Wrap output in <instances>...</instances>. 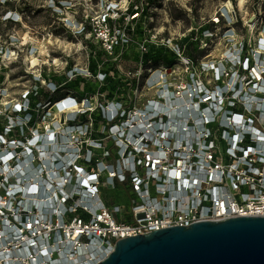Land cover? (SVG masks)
Returning <instances> with one entry per match:
<instances>
[{
  "label": "built area",
  "instance_id": "obj_1",
  "mask_svg": "<svg viewBox=\"0 0 264 264\" xmlns=\"http://www.w3.org/2000/svg\"><path fill=\"white\" fill-rule=\"evenodd\" d=\"M51 2L57 17L73 7ZM78 3L83 15L68 24L81 40L96 35L107 60L33 80L0 121V264H98L119 239L264 217V24L254 48L235 43L217 63L195 60L187 45H160L174 60L155 65L153 46L138 45L153 30V0ZM221 10L192 42L217 26L232 33ZM131 45L133 67L123 68ZM81 98L91 104L57 131L38 115ZM104 191L123 192L128 204Z\"/></svg>",
  "mask_w": 264,
  "mask_h": 264
},
{
  "label": "rangeland",
  "instance_id": "obj_2",
  "mask_svg": "<svg viewBox=\"0 0 264 264\" xmlns=\"http://www.w3.org/2000/svg\"><path fill=\"white\" fill-rule=\"evenodd\" d=\"M63 1V0H57ZM72 9L60 12L57 17L53 12L51 0H10V6L4 7L0 0V121L7 114L8 106L14 105L19 98L33 86V80L41 76L54 75L58 78L74 69L77 73H84L91 57L99 65L103 60L101 44L97 36L85 35L84 39L76 34L78 28L68 24L71 17L77 20L83 15V8L78 0H68ZM95 1V0H93ZM153 0V30L141 40L153 49H160V45H187L193 47L195 60L199 62L221 61L224 52L234 45L246 41L254 48L257 32L264 24V0ZM222 7L229 15L230 22L225 30H232L231 34L223 37V28L217 26L213 34H206L198 43L194 39L196 30L202 24L216 21L222 16ZM52 9V10H51ZM57 11V10H55ZM89 12V11H88ZM5 13L16 15V23L8 24L3 21ZM237 20V23H235ZM251 20V22H249ZM235 23V24H234ZM76 35V36H75ZM149 37L153 40L150 42ZM85 43V44H84ZM186 46V51L189 47ZM135 45L127 50L128 56L122 63L123 68L133 67L132 56ZM14 50L16 60H9L8 54ZM155 50V49H154ZM34 63L32 64V62ZM111 63V62H110ZM110 63L109 66L111 65ZM179 70V69H178ZM206 81L212 78L206 76ZM2 91V92H1ZM78 90V98L82 97ZM76 107L60 110L58 106L46 109L39 108V117L46 116V123L54 126L55 131L68 120V115L75 111H83L88 107L84 99L77 101ZM52 110H51V109ZM51 110V112H49ZM115 199V204H128V200L121 191H104L102 197Z\"/></svg>",
  "mask_w": 264,
  "mask_h": 264
},
{
  "label": "water",
  "instance_id": "obj_3",
  "mask_svg": "<svg viewBox=\"0 0 264 264\" xmlns=\"http://www.w3.org/2000/svg\"><path fill=\"white\" fill-rule=\"evenodd\" d=\"M98 264H264V217H232L119 239Z\"/></svg>",
  "mask_w": 264,
  "mask_h": 264
},
{
  "label": "trees",
  "instance_id": "obj_4",
  "mask_svg": "<svg viewBox=\"0 0 264 264\" xmlns=\"http://www.w3.org/2000/svg\"><path fill=\"white\" fill-rule=\"evenodd\" d=\"M189 47V46H187ZM190 50V47L188 49V51ZM190 52V51H189ZM153 55V63L156 65L159 62H165V63H172L174 60V55L167 49H151L149 55H147L146 57H152ZM92 67H94V64H92Z\"/></svg>",
  "mask_w": 264,
  "mask_h": 264
},
{
  "label": "bare ground",
  "instance_id": "obj_5",
  "mask_svg": "<svg viewBox=\"0 0 264 264\" xmlns=\"http://www.w3.org/2000/svg\"><path fill=\"white\" fill-rule=\"evenodd\" d=\"M240 3L242 4L243 2H242V0H240ZM261 36H262V34H261ZM34 63V61L32 62V64ZM37 189H35V191H36ZM36 195H37V191H36ZM36 195H33V194H31V196H36Z\"/></svg>",
  "mask_w": 264,
  "mask_h": 264
}]
</instances>
